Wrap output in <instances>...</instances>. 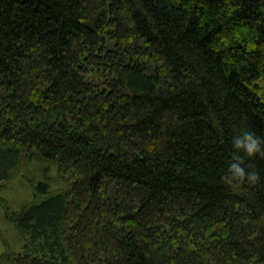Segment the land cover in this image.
<instances>
[{
    "label": "trees",
    "instance_id": "1",
    "mask_svg": "<svg viewBox=\"0 0 264 264\" xmlns=\"http://www.w3.org/2000/svg\"><path fill=\"white\" fill-rule=\"evenodd\" d=\"M242 130L264 0H0V188L34 152L64 185L2 205L25 244L0 264H264V156L224 180Z\"/></svg>",
    "mask_w": 264,
    "mask_h": 264
},
{
    "label": "rangeland",
    "instance_id": "2",
    "mask_svg": "<svg viewBox=\"0 0 264 264\" xmlns=\"http://www.w3.org/2000/svg\"><path fill=\"white\" fill-rule=\"evenodd\" d=\"M107 43L111 45V42ZM88 79L101 84L100 79L94 74H91ZM40 182L49 186L51 194L57 193L64 187L56 164L34 152L32 160L20 168L18 177L0 188V257L21 254L25 244L23 235L6 220L2 205H5L12 213H19L31 206L38 201L34 197L33 186Z\"/></svg>",
    "mask_w": 264,
    "mask_h": 264
},
{
    "label": "clouds",
    "instance_id": "3",
    "mask_svg": "<svg viewBox=\"0 0 264 264\" xmlns=\"http://www.w3.org/2000/svg\"><path fill=\"white\" fill-rule=\"evenodd\" d=\"M232 155L227 164L224 180L226 183L247 182L256 184L261 177L258 172L249 170L246 161L264 156V137L254 131L242 130L231 140Z\"/></svg>",
    "mask_w": 264,
    "mask_h": 264
}]
</instances>
